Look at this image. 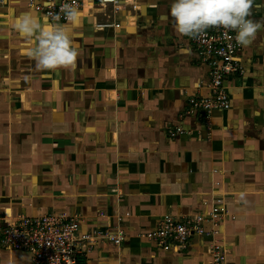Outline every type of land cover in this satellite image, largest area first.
Segmentation results:
<instances>
[{
	"label": "crops",
	"instance_id": "1",
	"mask_svg": "<svg viewBox=\"0 0 264 264\" xmlns=\"http://www.w3.org/2000/svg\"><path fill=\"white\" fill-rule=\"evenodd\" d=\"M172 3L133 0L115 13L86 0L76 65L56 71L22 54L8 22L9 9L44 14L29 0L0 3V217L64 214L84 232H125L121 247L101 243L80 264H209L208 239L164 250L140 235L221 200L236 217L221 227L229 263L264 264V30L243 48L245 73L226 82L231 109L208 131L184 116L190 97L209 96L199 88L208 70L175 30ZM256 3L250 18L264 22ZM176 126L188 133L171 137ZM0 264L32 260L0 241Z\"/></svg>",
	"mask_w": 264,
	"mask_h": 264
},
{
	"label": "built area",
	"instance_id": "2",
	"mask_svg": "<svg viewBox=\"0 0 264 264\" xmlns=\"http://www.w3.org/2000/svg\"><path fill=\"white\" fill-rule=\"evenodd\" d=\"M4 0H0L2 3ZM86 0H49L36 3L29 0V6L49 16L61 17L64 23L63 7L68 4L82 9ZM95 1V0H93ZM133 0H102L101 5H112L116 13L123 2ZM115 23H102L97 29L118 27ZM236 33L220 27L207 29L203 34L192 38L197 60L207 70V80L199 88L209 90V96H193L188 100L184 116L196 118L204 129L212 128V115L216 111L231 109V98L226 82L230 77L243 76L245 68L240 60L243 46L235 40ZM171 137L188 133L182 127L167 129ZM193 134V131L189 132ZM200 134L202 133L199 132ZM226 201H219L218 207L207 214H197L186 218L166 215L156 230L140 235L154 242L164 250L177 248L186 250L196 238L208 239L209 264H230L229 250L220 238L221 227L227 220H236L226 207ZM127 240L121 228H96L84 232L77 216L47 214L38 217L20 216L13 221L0 217V241L9 249L24 252L31 256L32 264H80L81 258L92 253L101 243L107 242L121 247Z\"/></svg>",
	"mask_w": 264,
	"mask_h": 264
},
{
	"label": "clouds",
	"instance_id": "3",
	"mask_svg": "<svg viewBox=\"0 0 264 264\" xmlns=\"http://www.w3.org/2000/svg\"><path fill=\"white\" fill-rule=\"evenodd\" d=\"M254 5L261 6L256 0H173L170 19L182 36L195 38L209 28L220 27L234 31L236 42L249 47L264 30V22L250 18ZM63 18L64 23H60L59 15L50 18L34 10L16 15L9 9L8 22L24 42L22 54L41 70L56 71L76 65L79 46L75 36L83 22L82 13L66 4Z\"/></svg>",
	"mask_w": 264,
	"mask_h": 264
},
{
	"label": "water",
	"instance_id": "4",
	"mask_svg": "<svg viewBox=\"0 0 264 264\" xmlns=\"http://www.w3.org/2000/svg\"><path fill=\"white\" fill-rule=\"evenodd\" d=\"M98 3L102 2V0H96Z\"/></svg>",
	"mask_w": 264,
	"mask_h": 264
}]
</instances>
